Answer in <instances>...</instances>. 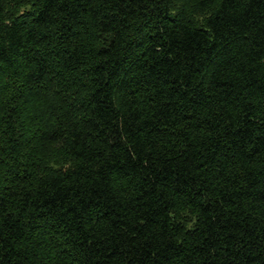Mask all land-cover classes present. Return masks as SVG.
Here are the masks:
<instances>
[{"label": "trees", "instance_id": "1", "mask_svg": "<svg viewBox=\"0 0 264 264\" xmlns=\"http://www.w3.org/2000/svg\"><path fill=\"white\" fill-rule=\"evenodd\" d=\"M0 264H264V0H0Z\"/></svg>", "mask_w": 264, "mask_h": 264}]
</instances>
